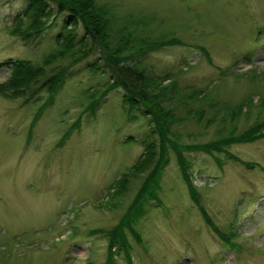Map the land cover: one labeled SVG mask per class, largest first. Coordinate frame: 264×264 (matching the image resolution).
<instances>
[{"label":"rangeland","instance_id":"obj_1","mask_svg":"<svg viewBox=\"0 0 264 264\" xmlns=\"http://www.w3.org/2000/svg\"><path fill=\"white\" fill-rule=\"evenodd\" d=\"M94 1L116 30L177 40L140 62L150 74L174 76L176 99L196 110L197 120L185 117L173 126L178 142H205L220 134L232 139L264 123V0ZM27 3L0 0V63L41 64L54 48L53 36L66 12L50 3L41 33L23 40L11 30L16 18L29 22ZM76 30L79 36L84 32L80 23ZM97 55L92 52L72 66L58 60L25 95L0 96V264H102L107 239L92 230L115 225L142 183L148 169L131 176L130 167L144 160L151 142L157 143L150 116L128 108L121 87L109 88L95 113H83L91 101L86 94L98 98L108 87L109 72L91 69ZM10 66L0 67V82L9 77ZM232 66L235 71L229 73ZM68 67L74 72L50 102L47 79L62 68L69 72ZM200 89L201 96L191 101ZM79 113L80 127L59 144ZM155 147L152 163L159 157ZM228 151L236 160L216 153L220 168L203 152L191 153L189 162L200 204L221 232L233 229L231 243L203 219L170 152L159 183L160 202L146 201L144 215L135 221L143 242L130 238L134 264H264V138L233 143ZM247 161L256 164L247 167ZM122 173L130 184L119 200L111 199ZM115 258L126 264L122 253Z\"/></svg>","mask_w":264,"mask_h":264},{"label":"trees","instance_id":"obj_2","mask_svg":"<svg viewBox=\"0 0 264 264\" xmlns=\"http://www.w3.org/2000/svg\"><path fill=\"white\" fill-rule=\"evenodd\" d=\"M27 2L25 14L29 15V22L24 24L21 18H16L15 28L11 30L23 40L35 39L36 35L41 33V30L46 26V21L43 19H47L51 13L50 3L56 5L58 12H66V16L62 20V29L53 36L54 48L44 56L41 64H33L29 60L23 59L11 62L7 60L0 63V67L11 63L9 77L0 82V96L10 99L23 96L31 86L37 85L47 73L53 72L56 61L65 59L68 61V65L72 66L91 55L92 52H96L98 55L94 61L90 62V66L93 71L109 72V82L105 83L108 87L105 90L121 87L124 92L125 103L132 108H141L142 114L150 116V122L152 121L151 123L154 124L152 132L157 133V143L156 141L151 142L148 145V154L144 160L142 159L138 165L135 164L131 167V176L137 172L141 175L142 172L148 170L118 222L109 229L92 230L102 233L107 239V255L102 264H118L116 258L111 257L109 252L112 245L117 246L119 255L122 253L126 264H134L131 260V240L136 244L143 242L141 234L135 227V221L144 215V203L134 212H131V208L136 201L145 195L148 196L149 201L160 202L158 180L160 178L157 179V174L159 168L169 161L170 152L175 156L191 200L198 206V210L205 221L214 225L200 204L199 193L191 181L188 156L190 153L203 152L214 156L219 162L222 159L216 156L218 153V155L223 154L228 159L236 160L235 156L228 151V147L233 143L253 142L264 137V132L258 130L260 126H264V123H257L254 127L236 136L233 134L232 139L220 137V134L217 139L205 142H178V137L173 132V123L181 122L185 120V117L197 120L196 111L187 107L189 102H184L183 99H176L182 101L181 103L174 99H172L174 101L167 102L169 99L165 97L167 92L166 86L163 84L165 77L152 75L148 72L147 67L140 66V63H138L140 67H137L132 63L133 58L145 57L149 52L162 48L164 45H173L174 41L138 37L131 33L126 34L123 30H116L109 20L107 11L102 8L99 9L92 0H27ZM79 23L84 30L80 36L76 30ZM68 71L65 68L54 71L53 75L47 79L46 84L50 87L49 94L56 92L61 87L63 78L74 72L69 67ZM169 94L173 97V93ZM88 97L92 100L95 93L89 92ZM193 100L192 95L191 101ZM170 103H173L175 107L170 106ZM183 103L185 104L183 105ZM180 107H183L185 111ZM176 109L185 112V114L186 111H190V113L181 116L177 121H171L176 117ZM38 114L39 111H37L36 117ZM166 121H170L169 127L165 126ZM34 122L35 119L31 121L32 124ZM155 144L159 146V157L152 163L156 156ZM119 179L120 182L117 183L116 191L111 199L119 200L130 184V177L125 176V174ZM145 198L146 196L144 200ZM214 230L222 239L229 241L226 233L221 232L217 227Z\"/></svg>","mask_w":264,"mask_h":264}]
</instances>
